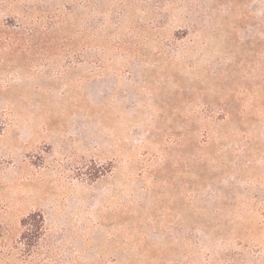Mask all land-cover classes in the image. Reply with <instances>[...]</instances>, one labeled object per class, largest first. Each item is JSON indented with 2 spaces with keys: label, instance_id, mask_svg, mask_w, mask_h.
Instances as JSON below:
<instances>
[{
  "label": "rangeland",
  "instance_id": "obj_1",
  "mask_svg": "<svg viewBox=\"0 0 264 264\" xmlns=\"http://www.w3.org/2000/svg\"><path fill=\"white\" fill-rule=\"evenodd\" d=\"M228 254L264 264V0H0V264Z\"/></svg>",
  "mask_w": 264,
  "mask_h": 264
},
{
  "label": "trees",
  "instance_id": "obj_2",
  "mask_svg": "<svg viewBox=\"0 0 264 264\" xmlns=\"http://www.w3.org/2000/svg\"><path fill=\"white\" fill-rule=\"evenodd\" d=\"M21 226L24 230L22 231V234L20 236V244L24 246L22 253L25 259H30L31 256H33L35 247L43 236L44 219L40 213H30L21 220ZM241 257L245 256L243 254H240V256L238 257L239 261H234V264H242L240 262ZM221 259H223L222 264H232L233 257L228 254ZM189 260L190 259L187 258L182 264H189Z\"/></svg>",
  "mask_w": 264,
  "mask_h": 264
}]
</instances>
